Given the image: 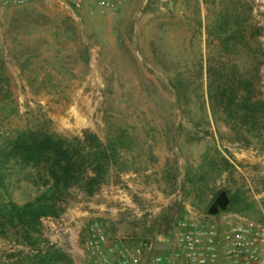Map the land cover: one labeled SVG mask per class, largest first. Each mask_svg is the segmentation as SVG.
Instances as JSON below:
<instances>
[{"label":"rangeland","instance_id":"1","mask_svg":"<svg viewBox=\"0 0 264 264\" xmlns=\"http://www.w3.org/2000/svg\"><path fill=\"white\" fill-rule=\"evenodd\" d=\"M95 5L0 0V145L30 128L110 155L102 180L68 187L31 242L0 237V264H33L51 245L64 254L56 264H91L99 233L170 242L162 251L172 256L186 233L206 244L214 231L216 245L238 226L264 228V135L211 102L207 74H244L264 90V0ZM239 31L244 47L225 40ZM42 188L35 170L0 164L1 201L22 203ZM221 191L228 205L209 214ZM231 257L237 263L216 262L244 264L241 253Z\"/></svg>","mask_w":264,"mask_h":264},{"label":"trees","instance_id":"2","mask_svg":"<svg viewBox=\"0 0 264 264\" xmlns=\"http://www.w3.org/2000/svg\"><path fill=\"white\" fill-rule=\"evenodd\" d=\"M227 35V39L237 38V43L247 44L242 31ZM235 36V37H234ZM263 56V54H261ZM208 94L211 102L225 101L223 111L233 114L238 124L249 131L264 135V90L261 85L244 74L237 77H219L215 69L207 68ZM110 155L100 144L83 151L76 143L53 132L36 129H20L13 136L5 138L0 145V164L13 160L23 169L35 170L43 181L42 190L25 202L0 200V237L8 238L11 231L31 242L32 233L41 218L56 217L59 209L56 203L64 191L75 184L92 190L93 185L102 180L103 164L107 165ZM99 176H87L86 171ZM89 177L88 181H83ZM39 252V251H38ZM64 254L53 245L43 253L34 255L33 264H56Z\"/></svg>","mask_w":264,"mask_h":264},{"label":"built area","instance_id":"3","mask_svg":"<svg viewBox=\"0 0 264 264\" xmlns=\"http://www.w3.org/2000/svg\"><path fill=\"white\" fill-rule=\"evenodd\" d=\"M3 1L20 3L30 0ZM122 1L125 0H96L95 6L100 9L115 8ZM61 3L70 10H78L83 6L84 0H61ZM237 229L239 231L234 240L223 241L217 238L219 241L216 245L213 243L214 240L216 241L214 231H211L206 244H201L199 239L202 236L186 233L180 238L179 250L172 256L164 251L153 250L151 248L153 240L125 242L112 239L108 242V235L99 233L98 237L91 242L96 253L91 264H218L217 258L226 263H237L231 256H238L240 253L244 256V260H241L244 264H258L261 245L264 244V228L238 226Z\"/></svg>","mask_w":264,"mask_h":264},{"label":"water","instance_id":"4","mask_svg":"<svg viewBox=\"0 0 264 264\" xmlns=\"http://www.w3.org/2000/svg\"><path fill=\"white\" fill-rule=\"evenodd\" d=\"M228 198L224 191H221L214 198V201L210 204L207 209L209 214H216L220 209H224L228 205ZM171 246L170 242L162 241V240H153L151 242V248L155 251L166 250Z\"/></svg>","mask_w":264,"mask_h":264}]
</instances>
